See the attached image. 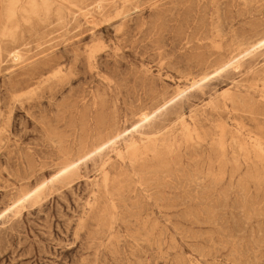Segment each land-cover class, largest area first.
<instances>
[{
	"label": "rangeland",
	"instance_id": "1",
	"mask_svg": "<svg viewBox=\"0 0 264 264\" xmlns=\"http://www.w3.org/2000/svg\"><path fill=\"white\" fill-rule=\"evenodd\" d=\"M0 264H264V0H0Z\"/></svg>",
	"mask_w": 264,
	"mask_h": 264
},
{
	"label": "bare ground",
	"instance_id": "2",
	"mask_svg": "<svg viewBox=\"0 0 264 264\" xmlns=\"http://www.w3.org/2000/svg\"><path fill=\"white\" fill-rule=\"evenodd\" d=\"M100 9V8H99ZM252 41V40H251ZM17 57H14V59H16ZM100 150V149H99Z\"/></svg>",
	"mask_w": 264,
	"mask_h": 264
}]
</instances>
